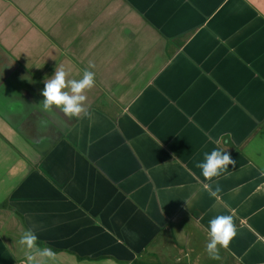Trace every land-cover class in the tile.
Masks as SVG:
<instances>
[{"label": "crops", "instance_id": "0c3cea01", "mask_svg": "<svg viewBox=\"0 0 264 264\" xmlns=\"http://www.w3.org/2000/svg\"><path fill=\"white\" fill-rule=\"evenodd\" d=\"M90 63V116L43 111ZM214 149L236 164L208 181ZM29 228L52 264H264V0H0V264Z\"/></svg>", "mask_w": 264, "mask_h": 264}, {"label": "clouds", "instance_id": "9594fccd", "mask_svg": "<svg viewBox=\"0 0 264 264\" xmlns=\"http://www.w3.org/2000/svg\"><path fill=\"white\" fill-rule=\"evenodd\" d=\"M89 68L83 71L80 79H68L69 72L63 65L56 66L54 74L44 81L42 90V101L39 102L45 112H52L58 109L69 120L90 116L89 110L85 107L87 102L86 92L91 90L96 83L95 73ZM21 79L31 81L30 76H21ZM236 161L226 151L214 149L210 153H204L203 161H198L196 167L201 170L203 177L212 181L229 172V165L235 166ZM210 195L216 196L221 191L217 185L215 191L211 184L206 185ZM238 230L232 215L218 214L209 220L208 242L206 252L209 258L220 260V250L229 248L233 239L237 236ZM39 237L31 228L23 231L19 244L27 250L26 264H52L56 259V252L51 247H40Z\"/></svg>", "mask_w": 264, "mask_h": 264}, {"label": "trees", "instance_id": "16d2710c", "mask_svg": "<svg viewBox=\"0 0 264 264\" xmlns=\"http://www.w3.org/2000/svg\"><path fill=\"white\" fill-rule=\"evenodd\" d=\"M133 264H144V263L140 262L139 260H134Z\"/></svg>", "mask_w": 264, "mask_h": 264}]
</instances>
